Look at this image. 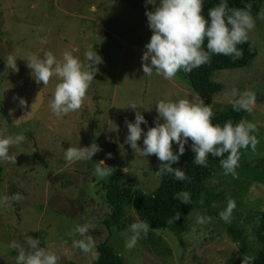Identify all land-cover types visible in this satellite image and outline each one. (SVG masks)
Returning <instances> with one entry per match:
<instances>
[{"label":"rangeland","instance_id":"374dc122","mask_svg":"<svg viewBox=\"0 0 264 264\" xmlns=\"http://www.w3.org/2000/svg\"><path fill=\"white\" fill-rule=\"evenodd\" d=\"M150 7L146 0H0V138L26 137L25 142L9 149L16 162H0V200L17 193L23 196L19 202L9 199L0 204V264H15L17 250L9 244L15 240L27 249L28 236L54 253L57 264H94L98 246L109 237L103 221L112 209L104 184L117 176L118 183L149 194L159 187L161 175L156 171L162 162L154 154L144 157L126 148L125 121H134V112L140 111L148 121L141 127L147 131L155 126L158 101L199 102L201 98L182 72L168 80L155 72L145 76L141 70L144 46L152 35L145 16ZM249 39L258 50L252 64L219 70L213 76V81L224 87L213 101L214 117L236 104L246 90L257 97L243 119L257 124L256 149L241 152L235 176L221 171L209 182V187L223 192L227 201L236 193L244 201L247 207L233 210V218L264 211V182L255 183V179L264 180V20H256ZM96 45L102 63L82 107L57 118L49 105L61 80L53 77L44 88L43 83L35 82L27 61L33 56L42 58L48 51L62 60L63 54L70 52L87 65L85 53ZM9 55L17 61L16 70L6 64ZM17 97L24 98L27 106L22 107L14 99ZM133 105L137 108H131ZM91 133L92 143L102 150L92 160L65 162V150L87 147ZM140 141L138 145L143 147V136ZM176 148L173 142V150ZM100 161L112 168L103 178L93 175ZM216 207L220 205L216 203ZM126 209L128 226L114 229L109 240L124 264H225L234 253L243 252L244 243L230 238L224 222L205 210L189 216L185 247L171 231L149 229L128 250L125 242L132 233L127 229L140 218L134 207ZM198 218L209 219L200 224ZM259 223L258 219L246 223L247 243L256 242L253 227ZM82 224L90 225L88 234L95 240V254L73 247V240L81 239L74 228Z\"/></svg>","mask_w":264,"mask_h":264},{"label":"clouds","instance_id":"9594fccd","mask_svg":"<svg viewBox=\"0 0 264 264\" xmlns=\"http://www.w3.org/2000/svg\"><path fill=\"white\" fill-rule=\"evenodd\" d=\"M148 4L154 5L153 10L145 11L152 35L144 46L146 50L141 57V70L145 76L155 72L168 80L175 78L181 71L191 72L209 63L214 55L231 57L233 61L242 58L243 49L238 45L248 41L249 33L255 28L257 19L264 20V8L253 17L251 3L245 4L243 8H235L229 6L228 0H220L217 5L207 10V16L204 15V0H146V5ZM85 58L87 65L70 52H65L63 59L58 60L48 51L42 58L33 56L27 61L35 82L43 83L44 88L53 77L61 80L56 85L54 97L49 105L57 118H63L82 107L98 71L97 66L102 63V58L96 51H87ZM16 62L15 58L9 55L6 64L16 70ZM14 99H18L22 107L27 106L24 98ZM256 102L255 92L246 90L240 93L234 110L250 113ZM131 108L137 107L133 105ZM155 109L158 113L154 120L155 126L149 127L147 131L141 127L142 124L147 125L148 121L140 111L134 112V121H125L127 136L124 143L141 156L154 154L162 162L156 171L157 175L170 176L177 181L187 180L186 172L173 165L179 163L181 156L185 154L186 145H189L194 153L195 165L207 167L209 156L223 157L219 160L223 173L235 176L239 167L240 150L251 148L254 151L259 142L256 123L242 119L236 124L231 120L223 125L214 124L213 108L203 100H161L156 103ZM142 136L143 147H140L137 142ZM25 140L23 134L0 138V162H16V158L9 154V149ZM173 142L177 146L175 151ZM101 150L96 143L87 147L70 146L65 150L64 160L67 163L92 160ZM107 157L111 158V153H108ZM111 169L100 161L93 175L103 178L109 175ZM123 171L126 172L127 168ZM173 198L183 204H189L191 194L182 190L176 192ZM9 199L19 202L23 196L17 193L11 198L5 197L0 200V204L8 203ZM235 207V201L229 199L225 210L219 213L220 218L225 222L229 221ZM179 218L180 213H177L175 220ZM206 219L209 218H198L197 223L203 224ZM89 229V224L77 225L74 228V234H79L81 239L73 240V247L79 248L84 254H95L96 243L93 236L88 234ZM149 229L150 224L147 221L130 224L127 230L132 235L125 242L126 249L134 248L141 234L146 236ZM26 244L27 249L15 240L10 242L9 247L17 250L15 264H57L58 257L46 247H40L39 240L28 236ZM254 261V256L244 255L241 264H254Z\"/></svg>","mask_w":264,"mask_h":264},{"label":"trees","instance_id":"16d2710c","mask_svg":"<svg viewBox=\"0 0 264 264\" xmlns=\"http://www.w3.org/2000/svg\"><path fill=\"white\" fill-rule=\"evenodd\" d=\"M220 0H204V15L207 16V10L214 7ZM252 4L253 17L264 8V0H228L230 7L243 8L245 4ZM154 9L151 5L148 11ZM206 47V44H205ZM243 49L242 58L233 61L231 57L224 55L212 56L209 63L202 65L191 72H182L189 81L191 90L198 95L206 104L213 105L215 97L223 91V85L213 81L215 72L224 69H242L252 64L258 55L257 47L248 39L246 43L238 45ZM100 55V47L96 45L93 49ZM234 105L229 106L226 112L220 116L213 118V123L223 125L226 121L231 120L233 124L240 122L245 118L246 111L234 110ZM138 144L141 141L137 142ZM130 146H126L129 148ZM175 151V150H174ZM241 152L244 149L240 150ZM227 154H225L226 157ZM223 158V157H221ZM221 158L208 157L207 167H200L193 163L194 153L190 147H186L185 154L177 165L186 172L188 179L177 181L174 178L166 175H161V182L158 188L151 194L136 188L131 184H120L117 181V176H114L109 184H104L108 192L106 194L107 203L112 209V213L103 221V225L109 232L107 241L98 246V258L94 264H124L122 257L110 245V238L113 235L114 229L121 230L127 227L129 222L126 219L127 207H134L139 215L140 221H147L150 224V229L169 230L180 241L181 246L185 247L184 233L188 231V218L196 211L205 210V213L215 216L224 222L223 228L230 238L235 242L241 241L243 244V252L234 253L233 256L226 260L225 264H241L244 255L254 256V264H264V211H255V213H245L242 218L237 217L229 219L225 222L219 216V213L224 211L227 206V199L223 192H217L209 187V182L215 180L217 174L223 169L220 166ZM3 176V168L0 166V189ZM233 179V176H231ZM255 179V177H252ZM263 183L264 180H256ZM188 191L191 194L189 204H183L179 200L174 199V194L179 191ZM235 209L247 207L243 204L242 199H238V194L233 195ZM237 197V198H236ZM216 203L220 208L216 207ZM234 209V210H235ZM180 213V218L175 220V215ZM257 217V218H256ZM258 219L260 223L253 227L254 236L257 238L255 243H247L248 238L245 235L246 223ZM244 225H243V222ZM153 245H155L153 243ZM168 248V247H167ZM170 250V248H168ZM171 251V250H170ZM76 264V263H68Z\"/></svg>","mask_w":264,"mask_h":264},{"label":"water","instance_id":"95a60500","mask_svg":"<svg viewBox=\"0 0 264 264\" xmlns=\"http://www.w3.org/2000/svg\"><path fill=\"white\" fill-rule=\"evenodd\" d=\"M93 142V134L91 133L88 139V146H90Z\"/></svg>","mask_w":264,"mask_h":264}]
</instances>
